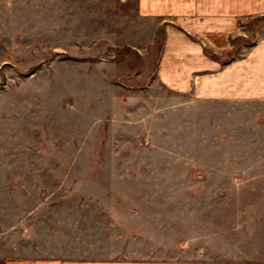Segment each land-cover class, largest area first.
<instances>
[{
	"label": "rangeland",
	"instance_id": "1",
	"mask_svg": "<svg viewBox=\"0 0 264 264\" xmlns=\"http://www.w3.org/2000/svg\"><path fill=\"white\" fill-rule=\"evenodd\" d=\"M140 6L0 0V264H264V101L167 89Z\"/></svg>",
	"mask_w": 264,
	"mask_h": 264
},
{
	"label": "crops",
	"instance_id": "2",
	"mask_svg": "<svg viewBox=\"0 0 264 264\" xmlns=\"http://www.w3.org/2000/svg\"><path fill=\"white\" fill-rule=\"evenodd\" d=\"M140 3L139 14L157 21V33L165 31L157 76L167 89L177 95L191 93L208 100L264 101V39L250 48L245 44L241 56L229 62L223 63L221 57L235 45L230 36L240 33L239 25L244 19L264 16V0H140ZM216 51L221 52L217 55ZM35 264L198 263L187 259L108 258L72 262L43 259Z\"/></svg>",
	"mask_w": 264,
	"mask_h": 264
}]
</instances>
